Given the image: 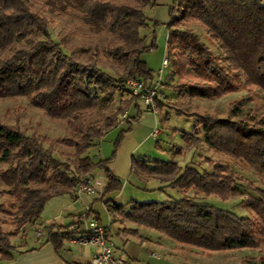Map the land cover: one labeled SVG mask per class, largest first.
<instances>
[{"label": "trees", "instance_id": "16d2710c", "mask_svg": "<svg viewBox=\"0 0 264 264\" xmlns=\"http://www.w3.org/2000/svg\"><path fill=\"white\" fill-rule=\"evenodd\" d=\"M136 4H116L112 0H46L52 11L75 9L93 34L119 32L120 40L109 50L115 59H124V72L117 78L99 69L97 62L84 63L66 53L50 36L45 17L34 11L28 0H0V97L28 96L54 120H66L77 138H52L45 134L27 132L18 125L0 118V160L10 163L0 168V182L7 191V202H0V260L15 258L17 245L13 239L25 229L39 225L46 203L55 196L73 195L82 181L94 180L97 170L105 172L104 193L123 187L121 179L109 167L110 158L95 159L89 153L105 135L120 123L119 116L127 109L120 105L99 124L88 122V113L104 99L113 102L119 91L129 92L138 114L140 97L132 95L127 80L140 77L154 81V71L142 59V54L157 46L156 27L144 8L152 0H134ZM200 22L218 43L227 67L192 28L182 29V23ZM152 23V40L141 29ZM170 65L178 80L171 85L177 97H220L241 86L264 91V0H174L170 20L166 23ZM41 31L45 38L34 41ZM31 42L28 47H15L16 42ZM182 51L177 61L171 57L176 44ZM172 62V63H171ZM194 73L201 82H186L184 77ZM183 80V81H181ZM165 106L159 102V110ZM176 113L193 117L192 132H184L185 147H174L182 153L187 146L205 142L216 151L240 161L264 175V127L255 117L232 119L210 113H190L178 108ZM131 115L126 122L131 123ZM169 119V113L162 122ZM131 126H129L130 128ZM121 131L119 138L124 135ZM202 133V135L200 134ZM56 144L74 148L76 167L55 155ZM211 169L198 163L181 166L175 160L138 159L133 157L131 170L135 173L167 182L178 189L180 197L166 200L139 201L132 199L129 209L107 199L111 212L137 226L159 231L183 246L203 252H218L257 248L264 240V189L247 182L243 191L239 182L245 179L233 174L226 163L207 160ZM190 190L221 199L241 197L251 215H238L232 210L198 201L188 195ZM111 203L114 206L111 207ZM2 216L12 220L14 228L5 230ZM82 223V222H81ZM37 227V226H36ZM137 236L138 229H126ZM48 241L59 249L69 233L53 231L46 226ZM22 236V237H23ZM264 264V259L260 261Z\"/></svg>", "mask_w": 264, "mask_h": 264}, {"label": "rangeland", "instance_id": "374dc122", "mask_svg": "<svg viewBox=\"0 0 264 264\" xmlns=\"http://www.w3.org/2000/svg\"><path fill=\"white\" fill-rule=\"evenodd\" d=\"M28 1L32 9L45 17V19L47 20L51 38L55 41H58L64 51L71 55L74 59L82 61L84 63L95 61L97 62L99 69L115 78L119 77L124 72V59H115L110 55L109 52L110 48L120 40V34L118 31L93 34L89 30V27L86 24L81 12L75 9H69L67 12L52 11L46 5V0ZM112 1L116 4H136L134 0ZM146 7L144 8V11ZM181 28H192L194 32L201 38V40L210 47L212 53L216 57L221 58L222 65L224 67H227V62L224 60V55L218 43L210 36L207 29L200 22L196 20L183 22ZM141 34L147 37V44H149L153 37L152 23L149 27L141 29ZM32 38L34 41H36L44 39L45 36L41 31L37 30L33 34ZM31 44L32 43L29 41H17L14 46L28 47ZM156 44L157 46L155 48L150 49L142 54V59L147 62L150 68L154 69V74L157 79L160 78V75L163 78L164 82L161 81V83L163 84V87L161 88L164 94V101L166 99H169L167 102L173 110H170L168 120H166L165 122H159V128L162 129L163 132L158 137V139L149 137V139H147L145 143H143L137 149L135 153L136 156L144 154L151 159L160 158L164 160H175L181 166H185L186 164L194 162L198 163L205 169H211V166L207 162L208 159L212 160L215 163H226L230 166V171L233 174L245 179L244 182H239V186L243 191H249L247 189L248 181L253 183L257 187L264 189V175L257 173L248 165L237 161L222 152L216 151L205 142L191 144L184 149L183 153H177L176 149L174 148L176 147V145L185 147L186 143H184L183 133L192 132L195 127L194 118L177 114L176 110L178 108H182L186 112L190 113H210L216 117H229L232 119L247 120L250 117H255L260 120V126L264 127V91L255 87H252V89H250L247 86H241L236 91L229 92L220 97L214 98H200L189 96L177 97L176 94H174V97H168L167 94H171V92L174 90L171 85L178 80V76L170 63V66H163V55L160 53L165 47L163 44L160 45V43H158L157 33ZM181 51V45L179 43L176 44L171 52V57H173L174 61H177ZM159 68L162 70V73H160V71H157ZM171 69V76L175 75V78L169 76V70ZM183 80L190 83L202 81V79L196 77L194 73L186 75ZM131 97L132 96L129 94V92L119 91L115 95L113 102H108L104 99L99 100L96 103L94 110L88 113V122L92 124H99L106 115L115 112L120 105H127L128 111L130 110L131 114H134V104L136 103V101L131 100ZM138 102L139 104L143 105L140 100ZM0 118L1 120L9 124L18 125L29 135L32 133H40L48 135L52 138H77L76 133L71 129L66 120L51 119L42 108L35 106L32 103L31 98L28 96L19 95L5 98L0 97ZM135 122L136 121L129 123L126 122V119L120 120V124L117 127L109 130V132L105 135L104 139L99 143L98 146H93L90 148V155L95 159H111L116 149L117 140L120 141L119 147L117 149L118 153V150L124 139V135L122 138H119L121 131L128 128L129 126H133ZM141 130L144 131L143 128H140L138 131ZM137 134L140 137L145 136L143 132H137ZM200 134L202 135L201 132ZM171 148H174L173 152H171ZM73 152L74 148L72 147L56 144L55 155L63 160L70 161V164L74 169L76 167L77 160L73 155ZM116 156L111 159L110 163L114 162L113 160L116 158ZM9 166L10 163L0 160V168L6 169ZM121 181L123 183V187L119 190L121 196L118 198L122 202L123 200L124 202H127L132 197L141 201H162L168 199L170 196H181V192L178 189L172 188L170 186H167L163 189L156 188L152 190L151 187L158 184V182L154 179H150L147 181L134 171H132L129 178L122 177ZM124 183H126L125 186ZM95 186L101 187V184L95 182ZM7 190L8 187L4 183L0 182V191ZM249 192L252 194H256L253 191ZM188 195L196 198L198 201L211 203L218 207L232 210L238 215H251V211L243 204V199L241 197L221 199L220 197L215 195L205 196L202 193L195 194L194 190H190L188 192ZM8 199L9 198L7 195H0V202H7ZM55 199L57 201V198ZM52 201L54 202L55 200ZM101 205H103L102 202ZM55 209L56 208L51 204L50 207H47L44 210V213H54L56 211ZM2 218L3 227L5 230L8 231L14 228L10 217L2 216ZM36 226L25 229V232L29 230L28 235L31 240L37 235ZM23 235L24 234H22L21 232L18 237H15L13 239L14 243H21V237ZM224 258H227V260H229V264H238L237 262L239 261L245 264H262L260 261L264 259V240L257 248L234 250L233 252H231V254L224 256Z\"/></svg>", "mask_w": 264, "mask_h": 264}, {"label": "crops", "instance_id": "0c3cea01", "mask_svg": "<svg viewBox=\"0 0 264 264\" xmlns=\"http://www.w3.org/2000/svg\"><path fill=\"white\" fill-rule=\"evenodd\" d=\"M173 3L174 0H172V2L171 0H153L152 4L148 5L145 9L146 14L151 18L152 22L158 21L161 23L155 30L158 43H160V45L163 44L165 47L160 53L163 55L162 63L164 58L169 56L167 44L169 30L166 23L170 20ZM152 70L154 71V69ZM157 71L162 73L160 68ZM171 72L172 69L169 70V76H171ZM171 77L175 78V75ZM154 81L164 82L161 75L159 79L154 77ZM174 94H176V92L173 90L171 94L167 95L168 97H174ZM168 100L169 99L163 101L165 106L162 110H159L158 114L148 111L146 107L141 104L139 105L140 113L136 119L133 117L138 114V110L135 109L134 114L130 112V121L136 122L135 124L132 123L133 126L130 128L123 129L125 131L124 139L116 158L113 160L114 162L109 164V167L120 179L122 177L129 178L132 173L131 161L133 157L148 159V156L144 154L136 156L135 153L149 137L158 139L162 134L163 131L161 129L159 135L153 136V132L156 128H159V122H162V118L167 113L170 114V110H173L168 104ZM140 128H143L144 131H138ZM137 132H143L145 136L140 137ZM170 150L173 152L174 148ZM140 176L147 181L154 179L142 175ZM94 180H99L101 182V187H96L95 191L90 195L83 194L77 199L75 193L73 195L65 194L55 196L46 203L44 210L52 204L56 208V211L54 213H44L43 210L41 222L47 221V226L53 225L54 232L65 231L70 235L65 238L59 249H56L51 241H48L44 233L45 229L42 235H39L36 231L37 235L32 240L28 235V230L25 232V236L21 237V243H15L17 245L15 258L9 261L0 260V264H89L94 251L93 247L90 245H81L77 243L74 238L77 236L75 227L77 225L76 222L79 220L83 222V224L81 223L80 225L82 229H84L86 226L84 220L92 218H96L106 226L108 239L115 248V252L129 258L134 264H229V260L224 258V256L231 254L234 250L203 252L194 247L183 246L157 230L145 226L139 227L124 219L119 213L111 212L106 203L107 199H112L114 203L124 205L125 209L128 210L130 201L135 198L132 197L127 202H124V200L122 202L118 198L121 196L119 190L105 194L104 186L106 177L103 170H97ZM154 180H156L158 184L151 187L152 190L167 187V182L161 181L160 179ZM125 184L126 183H124V186ZM55 198H57V201ZM52 200L55 201L53 202ZM100 201L103 205H101ZM114 203H111L110 206L113 207ZM126 229H138L139 234L134 236L128 233ZM237 263L245 264L241 261Z\"/></svg>", "mask_w": 264, "mask_h": 264}, {"label": "built area", "instance_id": "2783aa9c", "mask_svg": "<svg viewBox=\"0 0 264 264\" xmlns=\"http://www.w3.org/2000/svg\"><path fill=\"white\" fill-rule=\"evenodd\" d=\"M170 63L169 56L164 58L163 66L167 67ZM127 87L130 89L132 95H138L140 101L146 107L148 111L155 114L159 113V102L164 101V94L162 91L163 84L161 81L149 84L140 77L129 78L126 82ZM128 109L120 115V120H124L128 116ZM161 133V129L156 128L153 132V136H157ZM95 182L98 184L99 180H87L82 181L76 188L75 197L78 199L83 194L90 195L95 191ZM86 226L82 229L81 221L76 222L77 236L74 240L81 245H90L94 251L89 264H134L129 258L119 255L115 252V248L111 245L108 236L107 228L96 218L85 219ZM83 224V222H82ZM47 223L42 222L37 226V233L42 235Z\"/></svg>", "mask_w": 264, "mask_h": 264}]
</instances>
